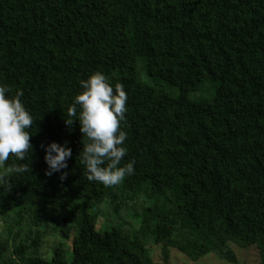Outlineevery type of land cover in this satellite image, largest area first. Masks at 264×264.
Here are the masks:
<instances>
[{"label": "trees", "instance_id": "trees-1", "mask_svg": "<svg viewBox=\"0 0 264 264\" xmlns=\"http://www.w3.org/2000/svg\"><path fill=\"white\" fill-rule=\"evenodd\" d=\"M140 57L179 95L142 79ZM98 70L128 95L135 172L115 186L87 179L79 119L66 122ZM205 78L214 96L191 100ZM0 83L34 116L32 153L0 164V215L29 211L40 228H6L0 264H155L150 243L166 261L173 247L234 263L232 243L256 245L264 264V0H0ZM53 140L73 150L64 179L46 173ZM52 223L71 244L40 255Z\"/></svg>", "mask_w": 264, "mask_h": 264}, {"label": "clouds", "instance_id": "clouds-1", "mask_svg": "<svg viewBox=\"0 0 264 264\" xmlns=\"http://www.w3.org/2000/svg\"><path fill=\"white\" fill-rule=\"evenodd\" d=\"M80 84L83 90L75 96L69 113L74 119H66V122L72 125L79 119L83 133L79 158L84 174L88 180L102 182L105 186L119 185L134 174L136 164L134 159L122 164L128 153L125 144L128 134L122 128L128 111V95L123 84L113 86L99 70L82 79ZM10 91L6 83H0V164L8 161L10 155L24 161L33 151L34 116L22 100L24 90L19 89L15 95H10ZM42 146L47 175L60 172L61 178H66L64 170L73 156L68 142L62 144L53 140ZM27 169L26 164H17L14 171L23 173Z\"/></svg>", "mask_w": 264, "mask_h": 264}, {"label": "rangeland", "instance_id": "rangeland-1", "mask_svg": "<svg viewBox=\"0 0 264 264\" xmlns=\"http://www.w3.org/2000/svg\"><path fill=\"white\" fill-rule=\"evenodd\" d=\"M138 69L140 77L146 80L148 83L161 86L168 90L172 95H179V86L171 85L170 83L165 81H157L155 78H152L148 75L147 71L145 70L144 59L142 57L138 59ZM219 84V80L205 78L200 81L196 90H193L189 93V98L194 101H210L214 96ZM138 208L141 211L142 205L140 204ZM104 225L105 218L103 216H100L97 222L98 229H102ZM10 226H13L14 232L21 230V232H24L25 235L33 229V233H30L32 234L31 236L34 239L38 237L40 231V228L39 230H37L38 227H35V225L32 223L29 211L22 213L20 216L15 212L9 213L6 216L0 215V235L4 234V231H7ZM60 229L61 228L54 227L53 223L51 224L47 232H44V230H46L44 226L41 227V231L43 232V234L41 247H39L38 249L40 255L43 253L44 255L46 254L49 256L50 253L52 254L54 252V248H56L60 244H64V242L66 241L68 242V244H71L73 235H71L69 239L65 240V238H63L61 234ZM10 237V244L13 245V236ZM149 247L152 251L155 264H259L261 260L260 251L256 245L244 247L236 243H232V248L236 253L238 263H234L227 259H224L223 257L215 253H211L199 260L193 261L186 254L173 247L170 249L169 258L166 261L164 258L162 244L150 243ZM32 255L33 253L30 250L26 252L23 257L26 258Z\"/></svg>", "mask_w": 264, "mask_h": 264}]
</instances>
